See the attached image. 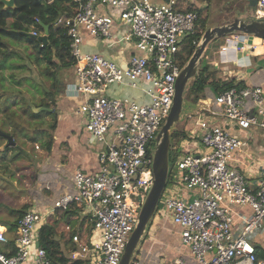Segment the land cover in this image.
Instances as JSON below:
<instances>
[{
	"label": "built area",
	"instance_id": "2783aa9c",
	"mask_svg": "<svg viewBox=\"0 0 264 264\" xmlns=\"http://www.w3.org/2000/svg\"><path fill=\"white\" fill-rule=\"evenodd\" d=\"M74 1V13L57 19L66 28L74 59L67 90L80 97L78 111L85 117V128L102 144L99 167L96 173L73 170L72 185L53 200L49 212L26 210L14 233L15 251H0V264H118L154 178L156 133L170 111L176 76L183 67L182 42L194 32L198 19L195 10L180 8L178 0ZM105 8L115 12L106 13ZM254 15H264V0H257ZM116 26L125 29L116 35ZM81 29L108 47L132 45L127 65L82 51ZM226 37L240 50L264 46V38L248 41L239 31ZM115 83L140 89L146 101L109 95ZM196 106V146L176 157L170 168L168 188L156 208L158 218L178 225L180 240L197 264H264L250 238L255 230H264V162L248 158L246 165L255 175L250 180L235 159L242 139L232 133L235 127L264 128V81L231 86ZM188 142L182 139L180 147ZM4 150L5 145L0 146V152ZM55 209L68 215L58 225L67 262L53 261L38 243L39 228ZM7 239L0 224V243ZM129 264L142 262L133 257ZM170 264L186 263L179 255Z\"/></svg>",
	"mask_w": 264,
	"mask_h": 264
},
{
	"label": "rangeland",
	"instance_id": "374dc122",
	"mask_svg": "<svg viewBox=\"0 0 264 264\" xmlns=\"http://www.w3.org/2000/svg\"><path fill=\"white\" fill-rule=\"evenodd\" d=\"M201 2L202 7V17L205 16L203 22H198V26L201 28V35L207 27H214L217 25H223L231 22L234 16H238L244 19H252L256 16L254 15V8L256 6L257 0H254V5L252 0H198ZM264 17V15L262 16ZM227 35V34H226ZM226 35L216 36L211 39L203 51L201 60L199 62L198 68L212 63L218 64L221 68L231 72V69L238 66L236 63L243 57H249L247 53L240 52L239 54L230 56V51H222L220 47L222 45H232L233 43L226 37ZM248 41L252 40L254 37H257L252 34H247ZM10 49L13 52L9 55V58L5 60L4 64L0 65V109H7L6 106L8 103L11 110H15L20 113V116H14L19 125L23 127L29 133H32L34 129H40L48 122H51L52 118L49 114H43L40 118L31 119L29 111H40L42 106H38L43 100L47 101V95L44 94L45 83H49V79L44 72H41V69H44V66L36 63L33 58L30 56V50L25 49L21 44L11 43L9 45ZM250 50V49H248ZM15 52V53H14ZM244 52V51H243ZM250 54V53H249ZM32 55V54H31ZM12 59L8 62L9 59ZM262 65L264 64V54L262 56ZM210 65V67H211ZM239 66H242L239 64ZM215 67V66H214ZM231 68V69H230ZM258 70V69H255ZM224 71L217 69L216 74L222 75ZM242 73L243 68L239 67L236 74L239 78L243 77ZM230 74V73H228ZM224 75V74H223ZM59 82V79H58ZM58 87V88H57ZM64 85L60 82L56 85L55 95L58 96L60 92L63 94ZM187 87V85H186ZM185 97V95H184ZM183 97L182 105V115L181 119L177 121L172 130L179 131L180 134L185 133L184 139L189 140L188 143H185L182 147L179 148L180 152L177 153V157L185 153H190L194 151L196 146V139L192 137L193 128V119L195 117L194 112H196L197 106L192 104L190 99ZM49 101V100H48ZM31 111V112H32ZM13 117V116H12ZM4 115L0 112V129H8L9 124H3ZM9 125V126H8ZM84 135H87L91 144L97 145L96 153L101 150L102 144L98 142L93 136L89 135L85 125L83 128ZM232 133L242 139V142L245 148L248 150L251 147L254 148V151L249 150V154L261 158H264V128L257 127L251 128L249 130H243L235 127L232 130ZM174 138V137H173ZM15 139L19 146H21V152L17 153V158L21 157L23 161H28L29 165L32 168H29L28 171L33 174H37L38 170L35 166L36 160L42 155L39 152L43 148L40 141H29L20 135L15 134ZM8 138L2 139L0 137V146L5 144ZM37 144L39 147H35ZM42 147V148H41ZM171 153V152H170ZM96 154V156H97ZM7 155V153H6ZM10 156L9 154L7 155ZM98 160V156H97ZM173 158L169 156V170L172 168ZM99 167V162H98ZM26 169L25 164H17L16 158H7L0 160V214L3 216L6 212L7 206L6 203H9L20 198L21 201L28 200V197L25 195L23 198L21 195L24 193L27 194L28 188L31 189L32 183L29 180L27 175L21 173L22 170ZM84 170V169H83ZM88 172L87 170H85ZM20 173L22 176V181H27L31 183V186H24L22 183L17 182L16 173ZM168 188L166 184L163 192ZM18 193V194H17ZM193 196H190L192 199ZM161 200H159L157 209L161 205ZM2 206V207H1ZM28 208V206H25ZM26 208V209H27ZM34 210V209H33ZM158 210H155V213L150 220V227L144 233L142 240L140 241L135 253L134 258L140 260L142 264H168V258L173 256L172 248L175 247V242L178 246L183 244L179 242L177 237L180 239V232L177 224H172L169 219L166 217L158 218ZM156 220L158 221L159 226L157 227ZM155 223V224H154ZM163 226L166 227L163 228ZM160 227V228H159ZM251 240L254 243L261 245L262 250L264 251V231L262 229H257L250 235ZM176 239V240H175ZM175 242L173 243V241ZM167 242L166 246L158 245L160 243ZM157 243V244H156ZM2 247L3 245H1Z\"/></svg>",
	"mask_w": 264,
	"mask_h": 264
},
{
	"label": "trees",
	"instance_id": "16d2710c",
	"mask_svg": "<svg viewBox=\"0 0 264 264\" xmlns=\"http://www.w3.org/2000/svg\"><path fill=\"white\" fill-rule=\"evenodd\" d=\"M255 2L254 0L252 1ZM193 4V6H192ZM184 10H195L198 14L197 24L193 33L187 35L182 42V60L181 64H185L194 51L196 44L201 37V28L198 26V22H203L205 19L202 17V7L196 3H192ZM77 2L74 0H53L48 2L47 0H14L12 6H6L0 0V65L4 64L5 60L9 58V55L13 52L9 45L11 43L21 44L25 49L30 50V56L33 60L44 69V72L49 79V83L44 86V94L47 95V101L43 100L38 106L43 108L40 111H29L31 119L40 118L43 114H49L52 118L51 122H48L40 129H34L32 133H29L20 126L14 116H20V113L9 108L0 109L2 115H4L3 124H9L8 129H0L2 139L9 136L11 140H5V150L0 152V159H6V153L10 149H21V146L16 145L15 134L18 133L21 137L29 141H40L43 148L48 151L53 141V130L56 126V111H55V88L58 84V72L60 69L71 66L74 59L69 51L70 39L66 33V28L57 23V19L60 16H68L74 13ZM181 8L182 6L178 4ZM43 25L48 26L47 43L41 42L37 37L44 31ZM32 31H35L37 35H33ZM15 53V52H14ZM32 54V55H31ZM12 60L11 58L8 62ZM10 63V62H9ZM211 65V64H210ZM205 64L198 68L196 74L189 80L187 87L184 90L183 97L190 99L192 104L200 105L207 95H216L231 86H239L241 81L235 82L233 78H223L216 74L218 68L214 67L212 63L211 67ZM211 90V92L209 91ZM210 92V93H209ZM49 100V101H48ZM13 116V117H12ZM185 133L172 130L170 147L168 156L173 158V164L177 157V153L180 152V142L184 139ZM174 137V138H173ZM171 152V153H170ZM169 183V179H167ZM158 206V205H157ZM8 207V206H7ZM157 208V207H156ZM25 209H11L9 214L14 216L13 220H7L6 232L11 231L15 233L18 219L23 215ZM1 223L7 219L1 216ZM68 215L60 212L59 209H55L50 214L45 222L39 228L38 243L43 247L49 257L54 260L67 262L68 259L64 255V245L58 233V224L60 221L67 220ZM8 236L5 243H2L0 251L6 255H11L15 250L13 246L14 235ZM255 254L257 258L264 256V251L261 245L254 243ZM81 261H73L70 264H81Z\"/></svg>",
	"mask_w": 264,
	"mask_h": 264
},
{
	"label": "crops",
	"instance_id": "0c3cea01",
	"mask_svg": "<svg viewBox=\"0 0 264 264\" xmlns=\"http://www.w3.org/2000/svg\"><path fill=\"white\" fill-rule=\"evenodd\" d=\"M151 1L162 2L163 0ZM192 3H196L199 6H202L201 2L198 0H178V4L182 6L181 8H185ZM104 12L113 13L115 11L105 8ZM124 29V27L116 26L113 30L116 35H119L120 32ZM81 33L83 36V41L81 44L82 51L88 53H99L104 57L113 60L120 67L126 66L128 63V57L134 53V48L130 44L125 43L122 47H108L106 41H104L103 39L94 38L91 35H88L83 29H81ZM221 50L230 51L229 54L231 57H234V55L239 54L240 52L244 54L247 53L249 57L242 56V59L239 60L238 63H236L238 66H235L236 68L233 69L230 68L231 72H228L230 74H228L227 70L221 68L218 64L213 63L216 68L224 71L222 72L224 75H219L220 77L233 78L236 83L241 81L242 84L240 85L253 86L263 83L264 64L262 65L261 60L264 54V46L258 48L257 50H240L237 45L232 44L227 45L226 49ZM239 64H241L242 66H239ZM239 67L243 68V72L247 71V73H242L243 77L241 78H239L238 74H236V71H238ZM58 79L60 84L64 85V87L62 88L63 94L62 92H60V94L56 96L55 111L57 119L56 126L53 130V141L48 151H46L42 147V149L39 150L42 155H40L35 163V166L38 170L37 174L35 175L33 174V172L28 174V169L32 168L27 165L29 162L23 161L21 157L17 158V156H19L17 155V153L21 152V149L18 150L16 148H13L7 151V155L9 154L10 156L8 157L6 155V159L16 158L17 164H25L26 169L22 170L21 173L27 175V177H29V180L34 184L32 185L31 189L28 188L27 194L24 193L23 195H21L22 198L26 195L28 197V200L21 201L20 198L18 200H15V198L9 203V205L8 203L4 205L5 207L8 206L7 209H5L8 214L5 213L3 215L4 218L7 219L3 220V222L1 223L2 218L0 217V224L3 225L5 229L6 225L4 223L7 222L8 219H14V216H11L9 214V211L11 209L22 208L25 210L34 209L41 213L49 212L53 208V200L60 193L64 192L72 185L71 172L73 170H75L76 168H81L84 169V171L87 170L89 173H96L98 170V160L96 156L97 145L91 144L87 135H84L83 132L85 117L78 111L81 99L78 96L71 95L69 90H67L70 83H72L73 81V72L71 66L60 69L58 72ZM209 91L211 92L210 89ZM108 93L109 95L115 97L130 96L138 102H144L147 99L146 96L140 91V89L131 88L127 85H117L116 83L109 87ZM212 96L210 94L207 95V97ZM88 134L91 135L89 132ZM17 144L18 143L16 141V145ZM245 147L246 146H244L242 142L240 151L235 154V159L239 161V167L243 169L245 174L248 175V178L252 180L255 175L246 165L248 158L250 159L249 161L255 160L259 162H264V158L260 159L257 156L249 154V150L251 149L252 151H254V148L251 147L247 150ZM15 176L17 177V182L20 183V185L22 183L24 186H31V183L27 181V178L25 179V181H22L23 178L22 176H20L19 172L16 173ZM183 192L184 191L182 190V193ZM25 206H28V208ZM158 221L156 220L157 227L159 226ZM163 225L164 224H162V226ZM163 228L166 229L165 226H163ZM12 233L13 232L11 231L6 232L8 236H11ZM177 239L179 242H181L179 237H177ZM175 240L173 241V243L175 242ZM175 243V247L172 248L173 256L171 258H168V264H170L172 259L179 255H182L184 257L186 264H197L190 254L188 247L183 245L178 246L177 242ZM158 245L166 246L167 242L163 244L160 243ZM28 264H32V262H29Z\"/></svg>",
	"mask_w": 264,
	"mask_h": 264
},
{
	"label": "water",
	"instance_id": "95a60500",
	"mask_svg": "<svg viewBox=\"0 0 264 264\" xmlns=\"http://www.w3.org/2000/svg\"><path fill=\"white\" fill-rule=\"evenodd\" d=\"M1 1L6 6H12L14 3V0ZM43 28V33L38 35L37 38L41 42L47 43L48 26L43 25ZM236 31L264 38V17L244 19L236 15L233 20L227 24L207 27L196 44L191 56L176 76L175 92L170 111L156 133L152 159V171L154 178L141 205L137 222L126 241L125 248L118 264L130 263L140 241L144 236V233L150 227V220L155 213L162 191L167 184L169 172L168 152L172 135V127L181 119L184 90L189 80L198 70V65L207 43L216 36L226 35ZM0 134H2L1 131ZM7 138L9 141L11 140L9 136Z\"/></svg>",
	"mask_w": 264,
	"mask_h": 264
}]
</instances>
